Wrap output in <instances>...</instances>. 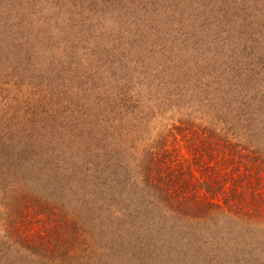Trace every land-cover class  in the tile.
<instances>
[{"label":"trees","instance_id":"trees-1","mask_svg":"<svg viewBox=\"0 0 264 264\" xmlns=\"http://www.w3.org/2000/svg\"><path fill=\"white\" fill-rule=\"evenodd\" d=\"M63 1L66 3L58 6V2L51 0H0V63L10 68L5 73L1 71L0 79L14 76L20 61L24 63L23 74L40 70L36 73L46 79L54 68H62L60 75H69L63 71L69 67L68 57L56 64V58L50 55L55 49H80L84 51L80 59L85 55L91 62L96 60L95 51L99 45H95L102 40L100 33L98 37L94 32L103 25L96 23V17L82 14L77 20L76 16L65 14L73 2ZM120 1L128 3V8L132 4L137 6L132 0H109L112 13L120 17L121 10L116 13ZM148 1L145 18L134 19L143 24L135 23L136 29L143 27L141 34L134 31H129L132 37L123 32L110 34L101 45V52L107 60L112 58L113 65L105 67L102 64L91 77L97 80V88L102 89L107 88V78H112V90L116 93L86 95L83 105L96 106L97 115L113 106H130L126 101L131 97L127 93H118V84L126 86L127 82H132V78L123 76H131L127 68L139 64L142 58L160 54L162 62L154 64L173 71H169L171 78L174 77L169 80V85L178 83L194 93L200 90L201 79L212 71L211 67L206 69L208 64L215 61L217 70L214 72L221 74L219 68L227 64L230 57L228 65L242 70L244 65L254 63L250 56L258 54L257 49L251 52L249 42L256 45L264 40L256 30L258 19L247 13L254 10L249 0ZM17 6L24 8V13L19 15ZM36 22L43 30L35 34L30 28ZM244 30V36L238 35ZM260 33L264 35V29ZM133 45L140 47L134 49ZM200 55L207 64L198 61ZM72 56L77 57H69ZM114 59L121 60L120 65ZM154 60L149 63L153 64ZM139 65L147 69L144 62ZM80 66V71L73 75L80 77L84 70ZM195 67L198 72L194 75L197 76L192 75ZM132 68L140 69L139 66ZM214 72L211 79L220 82V75ZM200 73L203 74L199 76ZM118 75H123V79H116ZM52 94L50 101L55 105L60 103L59 108H64L66 103L71 109L78 105L71 96L62 98L59 93ZM11 106L8 102L0 104V264H112L114 244L104 242L100 247L96 241H90L92 244L88 247L80 238L83 236L87 240L88 233L81 235L75 225L78 221L69 218L64 210L74 202L70 214L80 215L77 211L80 208L85 219L91 213V218L95 217L93 221H99L104 231L111 218L130 216L132 200L142 196L141 184L148 187L147 197L152 188L157 190L154 197L147 199L145 216L159 227L155 230L158 244L154 245L166 249L165 256L155 262L149 257V263L264 264V237L253 239L251 232L255 226L264 234V192L255 190L256 184L262 182L261 175L256 179L257 183L250 178L244 185L242 177L234 180L230 193L222 200L220 195L225 193L220 191L223 190L222 177L206 180L202 185L213 196L208 199L201 196L192 171L184 170L181 164L175 165L173 159L164 161L167 154L170 156L167 152L155 160L154 149L149 152V156H153L143 159L139 165V183L130 180L128 165L114 156L118 148L113 149L108 140V127L89 129V133L82 134L84 131L78 127L80 121L76 120L75 113L56 107L52 112L25 110L18 115L10 110ZM216 131H212L211 139H216ZM258 136L261 140L264 132H258ZM254 151L261 158L257 163L260 166L264 161V150L255 148ZM158 160L164 162L163 167ZM247 186L251 189L249 193ZM112 192L117 197L114 200ZM34 222H39L45 233L29 231L27 224ZM127 259L120 258L116 264H130Z\"/></svg>","mask_w":264,"mask_h":264},{"label":"rangeland","instance_id":"rangeland-1","mask_svg":"<svg viewBox=\"0 0 264 264\" xmlns=\"http://www.w3.org/2000/svg\"><path fill=\"white\" fill-rule=\"evenodd\" d=\"M51 1L53 3L58 2V6H63L66 3L63 0ZM108 1L71 0L73 4L69 5L68 13H65L76 16L77 20L82 14L84 16L87 15L89 18L96 17V23H99V26L103 25L100 28L101 31L97 30L98 34L96 31L94 32V35L98 37L100 33L102 40L101 43L98 41L95 45L96 47L99 45V49L95 51L96 60L94 59L91 62L90 58L85 55L80 59V54L84 53L80 49H55L53 52H51L53 50L51 49L49 50L51 52L50 55L56 58V64L65 60L66 56L68 57L69 67L63 71L68 72L69 75H60L62 68H54V72H51L49 77L46 76V79L44 77L43 79L40 78L36 73H40V70L27 71L23 74L24 63L20 61L14 76L10 78L4 76L0 79V104L3 102L10 103L12 105L10 110H13L18 115L25 110L52 112L55 111L54 108L56 107L59 110L63 109L64 112L75 113L76 120L80 121L77 122V125L84 131L82 134L89 133V129L95 130L105 126L108 127V132H110L108 140L113 145V149L118 148V153L114 156L119 158L117 160L123 159L124 163L128 165L130 180H139V165L143 159L148 160L151 158L153 155L149 156V152L155 149L152 152L155 160L167 152L170 156L167 154L164 161L171 162L173 159L175 165L181 164L184 170L192 171L193 181L201 189L202 197L208 199L213 197L206 192L202 183L214 177L218 178V176L222 177L223 182V190L220 191H225V193L220 195L221 200L225 194L230 193V188L235 184L234 180L240 177H242L244 185L247 183L248 178L255 180V183H257L256 179H259V175H261L262 182L261 184H256L255 190L256 192H264V161L260 166L259 164L257 165L261 158L259 153L254 151L255 148L264 150V136H262L261 140H259L260 137L258 136V132H264V40L259 41L256 44L257 46L249 42V47L252 48L250 49L251 52L257 49L258 53H255L254 57L250 56L249 59H252L257 65H254V63L252 65L247 64L242 67V70L239 67L236 69L228 65L231 62L229 57L227 64L219 68L221 74H217L214 72L217 70H215L214 61L213 64H208L206 68L209 70L211 67L212 71L209 70L210 74L204 70V73L209 74L210 78L206 75L207 79H201L203 83L200 90L194 93L189 92L178 85V83L169 85V80L174 78L170 76L169 71L172 70L170 68L168 70L164 66L158 67L154 64L155 62L158 64H160L159 61L162 62L160 54H155V57L142 58V62H139V64L144 62L147 69L141 68L137 63L129 64L130 68H127V70L131 76L118 75L116 77V79L120 78V80L132 78V82H127L126 86L124 83L118 84V93H127L131 97L126 101L130 106H113L107 112H99L97 115L94 109L97 108L96 106L83 105L87 100L86 95L88 94L87 96L89 97L92 96L91 93H116L115 90H112V85H114L112 78H107L105 81L107 88L102 89L97 88V80L91 77L94 72L102 68V64L105 67L113 65L112 58L107 60V56L101 52V45L110 34L123 32L129 37H132L129 31L141 34L142 31L140 30L143 27L136 29L135 25L143 24L138 23L134 19L145 18L147 12H144V9L149 7L148 0H132L137 6L132 4L129 8L127 6L128 3L125 4L120 1L119 9L116 11L117 13L121 10L122 13L120 12V15L122 17H120L112 13L113 9L109 7ZM249 1L252 2L254 10L251 11L252 14L249 10L247 13L251 17L256 16L258 19L256 30L259 32L258 35L263 37L264 35L260 32L264 29V0H258V2H255V0ZM194 7L192 6V8ZM58 8L61 9V7ZM17 10L19 15L25 11L24 8H19L18 6ZM60 13L62 14L61 11ZM107 13L112 14V16ZM25 16L28 20L27 14ZM109 18H111L110 21L108 20ZM81 21L82 19H80ZM40 25L39 22H36L30 29L36 34L40 29L43 30ZM245 31L238 33V35L244 36ZM130 42L133 41L130 40ZM88 46L92 47L93 45L90 46L88 44ZM133 47L137 49L140 46L133 45ZM63 51L68 52V54L64 55ZM71 55H77V57L72 56L71 58L69 57ZM242 58H244V54H242ZM119 59L126 61V58L119 57ZM153 59H155L153 64H150L149 61ZM107 61L109 65L106 63ZM198 61L202 65L208 63L205 62L201 55ZM114 62L120 65L121 60L114 59ZM79 64L82 65L80 68L84 69L83 72H80V77L73 75L80 71L78 69ZM133 66H139L140 69L138 71L134 70ZM171 66L173 67V65ZM7 69L10 68L6 64L0 63V74L3 70V73H5ZM148 72L149 74H147ZM192 72V75L198 72L197 68H192ZM212 72L215 75H220V82L211 79ZM201 74L203 73H200L199 76ZM52 93L56 95L59 93L62 98L63 96L64 98L71 96L78 105H76V108L71 109L70 105L66 103L64 108H59L60 103L55 105L50 101ZM65 93L67 95H64ZM84 98L86 99L81 102V99ZM102 101L106 102L103 99ZM251 109L257 112L255 113L253 110L251 112ZM88 119H91V121ZM93 123L94 126L92 125ZM214 129L217 130L216 133L214 132L216 134L215 140L211 139ZM95 136L98 137V134L95 133ZM255 153L257 154L255 155ZM163 163L159 161L158 164L163 167ZM162 169L164 170V168ZM138 182L140 183V181ZM237 185L241 184L238 183ZM139 187L142 190V196L132 200L134 204L129 209L130 216L117 220L110 217V222H107L108 226L104 231L100 226L101 223H98L99 221H93L95 217L91 218V213L85 219L83 214L80 213V208L77 209L80 215L75 214L74 216L70 214L73 211L74 202L70 208L67 207L64 210L69 218L71 216L78 221L75 225L77 229L79 228L81 235L88 233L87 240H84L83 236L80 237L83 241H86L85 244L88 247L89 244H92V241H96L100 247L104 242L114 244L112 264H116L120 258L121 260L128 258L126 261H131L130 264L134 262H137V264H148L149 257L154 258L153 261L155 262L156 259L159 260L166 255V249L162 250L163 247L159 248L154 245L157 243L155 230L159 227L148 216H145V210L148 207L147 199L154 197L153 193H156L157 190L152 188L151 195L147 197L150 193L147 185L141 184ZM131 189L135 190V187H131ZM247 190V193H249L251 189L247 186ZM111 198L113 200L117 198L113 192ZM152 202L156 204L153 198ZM74 209L76 208L74 207ZM114 215L116 217V214ZM91 221L95 222L96 226ZM27 227L30 228L29 231L45 233L43 226L39 222H34L32 225L27 224ZM252 228L253 239L255 236L264 237V234H261L259 229H256L255 226ZM158 236L160 237L159 234ZM257 254L260 255L258 252ZM255 257L258 258L256 255Z\"/></svg>","mask_w":264,"mask_h":264}]
</instances>
